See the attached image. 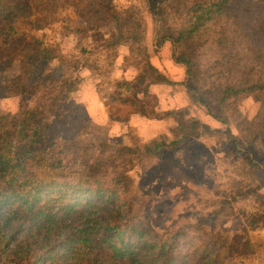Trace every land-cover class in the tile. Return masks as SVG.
<instances>
[{"label": "trees", "instance_id": "trees-1", "mask_svg": "<svg viewBox=\"0 0 264 264\" xmlns=\"http://www.w3.org/2000/svg\"><path fill=\"white\" fill-rule=\"evenodd\" d=\"M118 1L0 0V81L16 67L9 88L24 100L16 114L0 115V264H252L264 258L262 244L252 239L264 229V0ZM59 4L92 17L102 11L94 27H80L93 39L83 60L66 64L60 45L45 34ZM152 23L155 50L170 44L184 70L182 86L210 122L185 108L178 110L173 141L116 145L78 101L80 74L94 56L112 60L124 45L126 63L142 62L172 84L151 64ZM53 60L63 66L51 75L43 64ZM142 77L114 81V97L153 118ZM243 99L259 104L254 116L239 109ZM204 136L234 160L237 187L212 193L207 213L195 222L154 230L147 215L153 199L138 178L167 152L182 160ZM249 199L260 210L236 206ZM234 220L240 231L222 234L220 227Z\"/></svg>", "mask_w": 264, "mask_h": 264}, {"label": "rangeland", "instance_id": "rangeland-1", "mask_svg": "<svg viewBox=\"0 0 264 264\" xmlns=\"http://www.w3.org/2000/svg\"><path fill=\"white\" fill-rule=\"evenodd\" d=\"M126 0L118 1L121 6ZM100 8V6H97ZM102 11L93 17L87 12H76L73 6L64 9L59 4L58 10L48 20L45 30L50 38L57 42L66 64L77 59L83 60L82 49L92 46L93 39L84 36L80 27L95 26L102 17ZM95 16V17H94ZM65 21L66 24H63ZM48 27V26H47ZM169 27L175 31L179 23L173 18ZM146 46L151 56V64L157 71L165 74L172 84L158 78L153 69L144 66V63L131 60L126 63L124 57L128 54L127 48L122 45L118 48V56L108 59L105 54L92 58L98 69L81 72L82 85L77 99L86 108L89 117L99 126H105L113 144L126 146H140L154 140L173 141L177 138L178 110L190 108V116L201 122H210L202 111L192 105L189 95L181 81L184 78L183 67L173 59V49L170 44L160 47L156 51V31L154 23L147 28ZM99 45L96 43V46ZM95 46V48H97ZM135 63V65H129ZM143 64V65H142ZM128 65V66H127ZM137 65V66H136ZM142 65V67H139ZM63 63L60 60L45 62L43 67L49 74L62 71ZM142 73L141 84L148 86V98L145 100L156 111V117L146 118L135 113V106L124 104L116 99V80H135ZM17 68L4 70L0 81V115H14L19 111L22 98L13 94L9 88L10 81L16 76ZM137 81V80H136ZM138 82V81H137ZM144 98L142 94H139ZM133 98V97H132ZM35 98H28L29 105L35 104ZM135 100V98H133ZM239 109L254 116L259 109V104H254L252 99H243L238 104ZM169 113H174L169 116ZM214 123V122H212ZM198 129H201L198 127ZM264 148L261 155L264 158ZM182 160L178 154L167 152L149 164V169L138 178L141 189L152 196V203L147 210L149 224L156 231H164L189 221L195 222L207 213V199L212 198V193L217 190L233 189L237 187L233 174L234 160L228 159L222 152L214 138L204 136L195 141ZM229 157L232 155L229 154ZM264 163V161H263ZM264 194V189H263ZM248 213L260 210L261 203L255 199L240 201L236 205ZM222 234H234L240 231V224L236 220L226 226L220 227ZM252 239L262 244L260 254L264 255V229L252 233ZM252 264H264V258H256Z\"/></svg>", "mask_w": 264, "mask_h": 264}]
</instances>
